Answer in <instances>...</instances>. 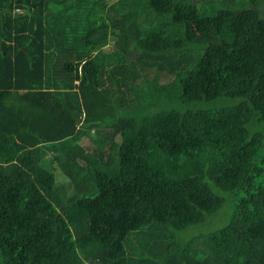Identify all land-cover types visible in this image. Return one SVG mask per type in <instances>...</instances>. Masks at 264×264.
I'll list each match as a JSON object with an SVG mask.
<instances>
[{
    "label": "trees",
    "instance_id": "1",
    "mask_svg": "<svg viewBox=\"0 0 264 264\" xmlns=\"http://www.w3.org/2000/svg\"><path fill=\"white\" fill-rule=\"evenodd\" d=\"M249 2L0 0V264H264Z\"/></svg>",
    "mask_w": 264,
    "mask_h": 264
},
{
    "label": "rangeland",
    "instance_id": "2",
    "mask_svg": "<svg viewBox=\"0 0 264 264\" xmlns=\"http://www.w3.org/2000/svg\"><path fill=\"white\" fill-rule=\"evenodd\" d=\"M115 1L116 0H109L110 4L114 3ZM248 7L257 10L260 13L261 18L264 19V0H258V5H255L254 3L249 2ZM111 49L112 48H108L107 50H111ZM231 103H233V102H231ZM221 104H223V101H217V102H213V103L205 102V103H202L198 106L189 105V107H190V109H195V107L201 108V109H216ZM165 108H167V106ZM169 108H171V106H169ZM82 144L85 147H89V146L93 145V148H94V144H92L90 142V140H88L87 138H85L83 140ZM55 175H56L57 181L66 182V184H68V182H67L68 179L65 177V175H63L61 170H56ZM68 188L70 189V187H68ZM232 212H233L232 201L230 199H227L223 208L219 211V213L217 214L216 217L209 220V222L202 227L197 226V227L189 229L186 232V236H188L190 238V237H193V235L200 234L201 232L212 233L216 230H219L220 228L224 227L228 223L229 217L231 216ZM0 263H1V258H0Z\"/></svg>",
    "mask_w": 264,
    "mask_h": 264
}]
</instances>
